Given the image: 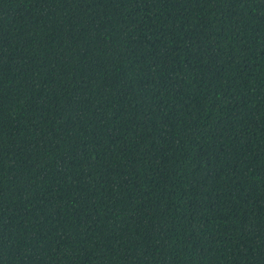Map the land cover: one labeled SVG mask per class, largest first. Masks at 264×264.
I'll return each instance as SVG.
<instances>
[{
  "label": "trees",
  "instance_id": "1",
  "mask_svg": "<svg viewBox=\"0 0 264 264\" xmlns=\"http://www.w3.org/2000/svg\"><path fill=\"white\" fill-rule=\"evenodd\" d=\"M0 264H264V0H0Z\"/></svg>",
  "mask_w": 264,
  "mask_h": 264
}]
</instances>
